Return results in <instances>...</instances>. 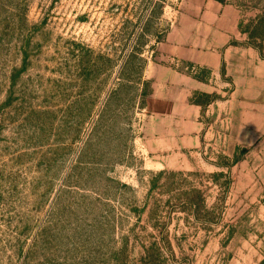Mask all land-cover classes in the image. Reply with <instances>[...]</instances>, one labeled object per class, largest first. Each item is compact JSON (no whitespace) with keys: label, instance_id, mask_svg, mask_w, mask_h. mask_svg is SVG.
I'll return each mask as SVG.
<instances>
[{"label":"rangeland","instance_id":"1","mask_svg":"<svg viewBox=\"0 0 264 264\" xmlns=\"http://www.w3.org/2000/svg\"><path fill=\"white\" fill-rule=\"evenodd\" d=\"M181 3L0 0V264H264V144L160 45Z\"/></svg>","mask_w":264,"mask_h":264},{"label":"crops","instance_id":"2","mask_svg":"<svg viewBox=\"0 0 264 264\" xmlns=\"http://www.w3.org/2000/svg\"><path fill=\"white\" fill-rule=\"evenodd\" d=\"M181 5L160 45L200 68L205 77L189 78L193 90L219 95L208 106L212 114L219 108L217 120L226 131L219 137L233 144L229 156L245 151L259 157L264 144V35H253L243 10L229 1L182 0ZM187 134L191 141L201 140L197 131Z\"/></svg>","mask_w":264,"mask_h":264},{"label":"trees","instance_id":"3","mask_svg":"<svg viewBox=\"0 0 264 264\" xmlns=\"http://www.w3.org/2000/svg\"><path fill=\"white\" fill-rule=\"evenodd\" d=\"M219 1H223V0H219ZM239 160V158L238 157H236V159H235V161L234 162H237Z\"/></svg>","mask_w":264,"mask_h":264}]
</instances>
